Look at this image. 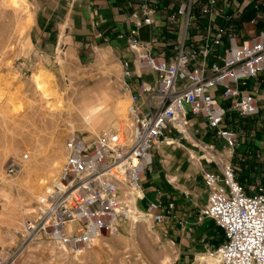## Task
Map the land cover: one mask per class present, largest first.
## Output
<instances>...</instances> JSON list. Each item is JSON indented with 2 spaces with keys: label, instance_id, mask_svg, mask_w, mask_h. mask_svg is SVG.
I'll use <instances>...</instances> for the list:
<instances>
[{
  "label": "built area",
  "instance_id": "2783aa9c",
  "mask_svg": "<svg viewBox=\"0 0 264 264\" xmlns=\"http://www.w3.org/2000/svg\"><path fill=\"white\" fill-rule=\"evenodd\" d=\"M192 6L193 0H187L179 12L188 18ZM208 10L203 8L204 13ZM154 12L147 6L143 17L134 13L135 26L152 23ZM222 34L220 28L216 39ZM148 46L137 39L131 41L132 53L140 65L156 73V85L140 82L139 88L147 94L144 100L141 93H130V135L119 126L89 142L70 135L57 176L38 198L37 217L25 221L18 232L19 245L1 252L0 264L12 262L39 233L75 253L91 246L98 236L115 235L127 212L120 194L140 187L143 173L153 163V150L165 141L168 128L185 136L190 116L200 117L232 150L237 133L225 124L228 112L242 117L259 112L253 92L244 86L264 70V33L230 42L223 50L220 65L206 62L209 45L199 52L201 64H193L197 52L188 48L184 39L172 60L153 55ZM121 65L123 87L129 90L126 79L134 74L133 65L129 59ZM205 162L220 166L219 170L206 169L202 174L208 196L198 216L199 221L209 219L222 231L223 240L213 253L220 264H264V186L249 190L237 180L235 167L222 163L214 154ZM172 207L169 203L168 209ZM159 208L158 202L149 205L156 223L165 219Z\"/></svg>",
  "mask_w": 264,
  "mask_h": 264
},
{
  "label": "rangeland",
  "instance_id": "374dc122",
  "mask_svg": "<svg viewBox=\"0 0 264 264\" xmlns=\"http://www.w3.org/2000/svg\"><path fill=\"white\" fill-rule=\"evenodd\" d=\"M75 11L71 8V0H0V93L12 94L11 103L16 106L12 111L10 108H7L8 110L6 107L3 108L6 98L3 97L4 94L0 95V110L5 109V117L7 116L4 119L0 116V174L6 180L10 181L18 177L19 164L37 157L40 152H50L51 139L57 131L61 137L54 147L61 152V164L66 157V139L72 134L84 139L87 133L76 110L81 104L75 100V96L83 87H88L89 82L105 84L116 98H126L127 108L130 105V94L122 83L121 60L115 59L111 54H104V46L108 42L105 38H95L94 33L81 32L84 29L79 22L82 17ZM113 66H117L118 70L111 71ZM34 75H37L43 90L49 93L55 92L50 102L62 105L65 110L62 116L54 117L55 122L58 121L57 124L50 120L49 115H45L42 101L35 92ZM127 116V119L114 122L113 126L121 127L125 130V134L130 135L131 118L128 110ZM125 121L128 122L127 125ZM226 122L229 126L232 125L233 128L240 130L238 124L231 120L230 115H227ZM109 127L111 126L93 135L90 141L102 132L110 130ZM176 136L179 140L176 142L171 139L173 143L169 146L177 148L183 144L188 150H192L193 147L202 148L203 151L197 158L204 166L207 164L205 158L212 154L223 159L220 151L211 148L212 144L217 146L222 143L215 137L210 145L190 139L189 135L177 133ZM169 146L167 145L166 148ZM229 151L226 148L224 155L230 156ZM26 155L28 158H25ZM233 159L232 157V163ZM229 162V160L222 161L224 164ZM207 165L210 168L220 169L219 165ZM236 166L239 167L236 170L237 180L245 187L252 189L256 185L264 186V174L260 178H255L252 175L254 171L246 174L239 165ZM57 174L58 171L55 177ZM241 175H244L243 178H247L248 181H240ZM55 177L51 179V184ZM197 180L204 188L205 184L202 183L200 176H197ZM51 184L49 183V186ZM40 188L42 191L37 192L36 195L45 191L44 186ZM202 192L204 196L205 192ZM37 199L38 197L33 199V207L37 206ZM205 202L206 195L202 203H197V206L188 211L186 217L168 218L162 223H156L152 211L149 210L150 201L144 202L143 198L141 205L144 214L141 219L145 221L135 223L131 242L140 256L136 255L135 249L115 244L113 250L108 248L96 250L95 255L85 259L82 264H201L198 256L214 252L223 240L221 229L213 221L198 220ZM2 215L0 201V223L4 224L5 219ZM28 218L29 215H26L20 219V222L10 225V229L3 228L5 231L9 230L15 237L12 239L11 234L3 232L0 236V253L12 251L19 245L18 232ZM120 230L121 227L118 232ZM117 236L104 235L101 238L103 242L110 243ZM43 238L51 242L55 252L53 256H47L36 248L33 249L34 253L25 252L24 249L13 260L14 262L5 264H54L58 258L63 260L67 257L62 254L53 239L45 235Z\"/></svg>",
  "mask_w": 264,
  "mask_h": 264
},
{
  "label": "crops",
  "instance_id": "0c3cea01",
  "mask_svg": "<svg viewBox=\"0 0 264 264\" xmlns=\"http://www.w3.org/2000/svg\"><path fill=\"white\" fill-rule=\"evenodd\" d=\"M186 1L71 0V8L82 17L79 22L84 29L81 32L87 31L94 33L95 38H105L108 42L104 48H109L115 59L121 62L131 60L134 74L126 79L129 90H125L129 94L141 93L144 100L147 94L142 93L139 88L140 82L154 87L156 73L140 65L138 58L132 53V39L147 43L150 53L166 60L173 59L180 41L184 39L187 47L197 52L198 58L193 64L202 63L203 58L199 52L205 45H209L210 52L206 62L220 65L223 50L230 42H242L264 33V0H215L214 3L211 0H193L188 18L185 13L179 12L181 4ZM147 6L155 9L151 15L153 22L136 27L133 14L143 17V9ZM204 7H208V12H203ZM220 28L223 29V34L218 40L216 36ZM244 87L253 92L259 112L246 117L239 116L234 111L228 112L227 115L240 127L237 130L232 125L229 126L225 119L226 126L237 133L236 145L230 149V156L224 155L229 147L215 136L214 131L200 117L190 116L188 137L210 145L215 137L222 143L217 146L212 144L211 148L221 152L223 159L217 156L221 162L229 160L236 170L239 168L236 165H239L242 172L249 174L254 171L252 175L260 178L264 174V70L257 79L249 80ZM155 99L152 97L151 101ZM142 107L146 110L144 103ZM177 133L172 128L166 130V139L153 150V163L143 173L139 187L144 194V202L160 203L159 212L164 214L165 219L186 217L189 210L203 202L205 195L207 202L208 188L204 184V188L202 187L197 176L202 179L206 169L217 170L207 164L204 166L199 161L197 156L203 151L202 148L193 147L188 150L183 144L177 148L169 146L167 139L177 142ZM243 177L245 176L239 177L240 181H248ZM202 191L205 192L204 196ZM169 203L173 204L171 209H168Z\"/></svg>",
  "mask_w": 264,
  "mask_h": 264
},
{
  "label": "bare ground",
  "instance_id": "6f19581e",
  "mask_svg": "<svg viewBox=\"0 0 264 264\" xmlns=\"http://www.w3.org/2000/svg\"><path fill=\"white\" fill-rule=\"evenodd\" d=\"M103 51L104 54L112 55L109 48H104ZM113 70L117 71V66H113L111 71ZM33 82L35 84V92L39 95V99L42 101V105L45 109V115H49L51 117L50 120L55 122L54 117L56 115L62 116L65 111L64 108L62 105H56L50 102L51 96L54 95L55 92L49 93L43 90L40 85V80L37 79V75L33 76ZM2 94H4L3 97L6 98L3 108H10V111L14 110L16 106L11 103L12 94L1 92L0 95ZM75 100L79 101L81 104L75 109L78 110L81 122L85 126L84 131H86L87 134L84 136V140L88 142L91 140L92 136L98 134L100 130L107 126H111L109 128L113 129L115 128V126H113L114 122L119 119L128 118V108L125 103L126 98H116L103 83L99 85L89 82V86L83 87L79 94L75 96ZM3 108L0 110V116L4 119L7 116L5 117L6 110ZM57 122L58 121L55 123L57 124ZM124 123H126V125L128 124L127 121ZM186 135L189 134L186 133ZM60 137L61 134L58 133V131L53 134L50 152H40L37 157H33L31 160H26L27 162L19 164L17 178L9 181L0 174V197H3L0 201L3 209L2 217L5 219V223L3 221L4 224L0 223L2 227L0 236L3 232L11 234L9 230L5 231L3 228L6 227L10 229V225L20 222V219L24 218L26 215H29L28 219H35L37 217V208L32 206V201L35 197L39 198L43 193L36 195L37 192L42 191V188H40L41 186H44L43 190L49 189L51 179L55 177L57 171H59L61 167V152L54 147ZM170 143L173 142L171 139H168V144ZM229 150L228 148V151ZM225 156L227 157L228 155ZM25 158H28V155H26ZM143 198L144 194L140 188H128L123 190L120 194V199L127 212L121 222L120 232L116 233L118 236L110 243L103 242L102 236H98L94 239L92 245L88 247L89 249H83L79 253H75L69 250V248L59 246L56 243L62 254L67 255V257H64L63 260L58 258L54 264H82L85 259L94 256L96 250H100L101 248L113 250L115 244L123 245L124 248L129 247L130 249H135L136 255L140 256L138 250L131 242L135 231V223L138 221H145L143 218L141 219V216L144 214L141 205ZM148 215L150 214L148 213ZM10 236L12 239L15 237L12 234ZM43 236V234L39 233L36 236L37 240H33L29 243L24 251L34 253L35 250L33 251V249L36 248L38 251H43L47 256H53V254H55L53 246L51 242L49 243ZM198 260L201 264H220L216 254L213 252L206 253V255H199Z\"/></svg>",
  "mask_w": 264,
  "mask_h": 264
}]
</instances>
